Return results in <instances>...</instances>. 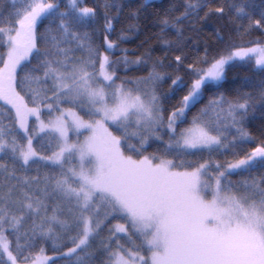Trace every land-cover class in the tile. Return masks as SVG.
I'll list each match as a JSON object with an SVG mask.
<instances>
[{
  "label": "snow or ice",
  "instance_id": "1",
  "mask_svg": "<svg viewBox=\"0 0 264 264\" xmlns=\"http://www.w3.org/2000/svg\"><path fill=\"white\" fill-rule=\"evenodd\" d=\"M0 48V264H264V0H0Z\"/></svg>",
  "mask_w": 264,
  "mask_h": 264
},
{
  "label": "trees",
  "instance_id": "2",
  "mask_svg": "<svg viewBox=\"0 0 264 264\" xmlns=\"http://www.w3.org/2000/svg\"><path fill=\"white\" fill-rule=\"evenodd\" d=\"M88 3L89 4H91L92 3V0H88ZM125 47H128V48H134L135 47V44H127V45H124ZM0 51H3V49L2 48H0ZM0 103H2V102H0ZM239 177H233V179L235 180V179H238ZM48 254H51V255H55V253H53L51 250H49V252H48ZM58 264H59V262H58Z\"/></svg>",
  "mask_w": 264,
  "mask_h": 264
},
{
  "label": "rangeland",
  "instance_id": "3",
  "mask_svg": "<svg viewBox=\"0 0 264 264\" xmlns=\"http://www.w3.org/2000/svg\"><path fill=\"white\" fill-rule=\"evenodd\" d=\"M49 255H51V254H49Z\"/></svg>",
  "mask_w": 264,
  "mask_h": 264
}]
</instances>
